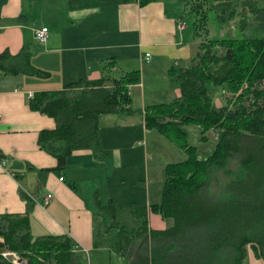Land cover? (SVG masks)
<instances>
[{
    "label": "crops",
    "instance_id": "crops-1",
    "mask_svg": "<svg viewBox=\"0 0 264 264\" xmlns=\"http://www.w3.org/2000/svg\"><path fill=\"white\" fill-rule=\"evenodd\" d=\"M182 3L0 0V57L8 51L5 65L27 61L47 73H0V211L29 212L33 237L69 235L74 243L69 264H126L115 247L118 228L110 225L121 222L117 218L123 212L139 219L132 209L159 203L162 192L153 186L155 177L165 179V165L182 161L179 152L165 150L163 137L159 148L167 159L160 161L159 150L154 149L158 143L152 142L153 131L145 125L147 105L168 103L181 95L170 71L188 67L198 51L200 41L194 28L192 34L187 31L182 15L187 3ZM182 23L184 28H180ZM42 26L49 28L45 43L35 37V30ZM146 52L151 53L149 60ZM106 66L114 77L140 71L141 81L131 85L130 92L133 100L141 101L143 115L137 116L136 110L133 115H101L102 152L75 150L66 168L58 170L57 158L38 142L40 131L56 127V119L33 108L30 99L36 91L101 78ZM156 139L159 142V135ZM152 161L159 162L161 175L156 171L153 175ZM103 174L106 180L101 188ZM97 192L103 204L113 202V215L96 207ZM47 193L54 196L43 205ZM147 215L150 227L169 226V220L163 219L166 224L155 227L151 210ZM251 256L264 264L254 252Z\"/></svg>",
    "mask_w": 264,
    "mask_h": 264
},
{
    "label": "trees",
    "instance_id": "trees-1",
    "mask_svg": "<svg viewBox=\"0 0 264 264\" xmlns=\"http://www.w3.org/2000/svg\"><path fill=\"white\" fill-rule=\"evenodd\" d=\"M153 1L157 0L139 3ZM217 1L227 8L231 3ZM201 13L193 21L194 35L200 39L197 53L188 67L170 71L176 75L181 95L168 103L147 105L145 125L179 140L172 132L176 126L198 121L205 128L220 129L222 135L206 159L198 158L195 146L179 141L188 157L166 165L161 201L149 208L132 209L141 219L137 227L127 229L116 220L110 225L118 228L116 247L126 264H245L249 248L264 260V4L244 0L241 11L228 13L231 19L241 16L237 25L241 31L248 27L246 13L252 14L261 35L222 39L226 42L222 52L202 35L205 14ZM7 55L5 51L0 57V73L47 74L27 61L9 67L5 65ZM109 68H104L101 78L36 91L30 99L33 108L56 119V127L40 131L38 142L57 158L58 170L66 168L75 150L102 152L101 115L134 114L130 86L141 81L140 71L114 77ZM251 69L254 71L250 75ZM209 85L223 86L234 93L243 89L237 99L233 98L235 106L219 107L209 97ZM233 160L238 170H228L232 178L215 190L217 171ZM95 203L113 215L115 205L103 204L99 192ZM149 210L171 219L172 224L150 227ZM29 222V212L19 215L0 211V264H14L12 256H3L7 251H16L28 264H69L74 254L69 235L33 237Z\"/></svg>",
    "mask_w": 264,
    "mask_h": 264
},
{
    "label": "rangeland",
    "instance_id": "rangeland-1",
    "mask_svg": "<svg viewBox=\"0 0 264 264\" xmlns=\"http://www.w3.org/2000/svg\"><path fill=\"white\" fill-rule=\"evenodd\" d=\"M243 1L244 0H231L230 6L227 8L225 5H219L217 0H183L184 3L181 5H185L186 3L188 4L186 12H182V15H185V18L183 21L187 24L188 26V32L193 33V21L196 19L198 16H203L201 12H204L205 17H204V22L205 24H202V35L206 39H211L212 43L216 46V48L222 52L225 47L222 46V44H225L226 42L223 41L222 39H241L244 37H254L257 35H261V33L258 31L256 28V25L254 24V16L250 13H246V17L248 18V27L246 30L241 31L238 28V22L241 19L240 15H237L234 19H231L229 17V12L232 11L233 9H236L237 11H241L243 8ZM261 4H264V0H259ZM227 8V9H226ZM196 10H198L196 12ZM200 15H199V14ZM226 13V15H224ZM197 14V15H196ZM224 15V20L221 22V16ZM201 22V17L199 18ZM201 24V23H200ZM203 37V38H204ZM200 41V39H199ZM253 69L249 71L250 75L253 73ZM174 78L176 79V75L171 73ZM177 80V79H176ZM179 83V82H178ZM180 85V84H179ZM264 85V84H262ZM244 87H247V82L244 83ZM243 88L240 89V91L234 93L233 91L229 90L226 87L223 86H214V85H209L208 88V94L211 99V101L219 107H226L232 108L235 106L233 103V98L237 99V93L239 94L242 91ZM264 89V86H263ZM171 98V97H170ZM169 98V99H170ZM173 101L174 99H170ZM168 100V102H170ZM232 102V103H231ZM133 107L137 112V116H142V109H141V101L140 100H133ZM176 130L172 131L174 132V135L179 136V140L177 138H170L160 132L156 128H152L149 130H152L150 138H152L153 143H158V148H154L155 150H159L157 153V158L160 159V161H164L167 159L166 154L164 153L162 148H159L160 143L162 142V137L164 140H166L167 143V148L165 150H170L169 152L173 154L174 152H179V154L183 157V159L187 158L188 155L185 152L184 148L180 146L179 141L186 142L189 145H193L196 147V153L198 158L206 159L208 156H210L214 151L215 147L222 135V131L216 127H210V128H205L201 123L198 121H189L186 123H183L179 126H176ZM159 135V142L157 141L156 137ZM172 137V136H171ZM149 138V140H150ZM181 150V151H179ZM164 155V159L160 155ZM237 161L233 160L228 167L218 170L217 171V180H216V185H215V190H220V187L222 188L224 182L226 180L231 179L232 177L228 176L227 171L231 170L234 173L238 170L237 168ZM167 165V164H166ZM165 165V167H166ZM160 164L159 162L152 161V167H153V175L154 171H156L157 175H161L163 169L159 168ZM143 173H144V168H143ZM155 176V175H154ZM105 177L106 174H103L101 176V184L100 187H104L105 184ZM164 178L160 177H155V182L153 184L154 188H157V191L160 193L162 192L161 189L163 186V180ZM154 181V180H153ZM84 191V188L82 189ZM151 223L155 227H161L162 225H165L166 222H163V218L156 213L155 211H151ZM121 218V219H120ZM119 219L121 224H125L128 228L131 229L134 227H137L140 225L141 220L137 219L130 215L127 212H123L122 216H120ZM168 224H172V220L169 219ZM116 247V244H115ZM117 248V247H116ZM118 250V249H117ZM253 254V251L251 248H249V255L246 258L245 264H258L253 257L251 256ZM262 261V260H261ZM263 262V261H262ZM261 264V263H260ZM263 264V263H262Z\"/></svg>",
    "mask_w": 264,
    "mask_h": 264
},
{
    "label": "built area",
    "instance_id": "built-area-1",
    "mask_svg": "<svg viewBox=\"0 0 264 264\" xmlns=\"http://www.w3.org/2000/svg\"><path fill=\"white\" fill-rule=\"evenodd\" d=\"M186 26L185 23H182L180 28H184ZM49 33V28L47 26H42L40 28H37L35 30V37L38 41L45 43L48 39V34ZM147 60H149L151 58V53L150 52H146V55L144 56ZM2 118V114H0V119ZM61 180H64V177H60ZM53 194L52 193H47L44 196V201H43V205H48L49 202L52 200L53 198ZM3 256H12V261L14 264H20V258L18 256V254L15 252H3L2 253Z\"/></svg>",
    "mask_w": 264,
    "mask_h": 264
},
{
    "label": "water",
    "instance_id": "water-1",
    "mask_svg": "<svg viewBox=\"0 0 264 264\" xmlns=\"http://www.w3.org/2000/svg\"><path fill=\"white\" fill-rule=\"evenodd\" d=\"M20 264H28V263L23 258H21Z\"/></svg>",
    "mask_w": 264,
    "mask_h": 264
}]
</instances>
